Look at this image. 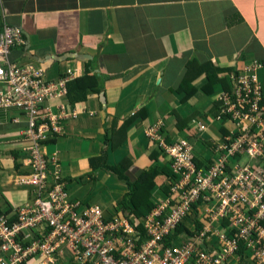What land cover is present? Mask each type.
Instances as JSON below:
<instances>
[{"label": "crops", "instance_id": "1", "mask_svg": "<svg viewBox=\"0 0 264 264\" xmlns=\"http://www.w3.org/2000/svg\"><path fill=\"white\" fill-rule=\"evenodd\" d=\"M5 25L21 28L26 41L10 61L45 69L49 81L96 78V86L80 84L69 93L67 83L65 96L45 103L56 115L62 105L69 118L59 121L60 131L41 152L54 161L50 176L58 172L71 199L133 223L164 198L173 177L146 129L159 124L165 141L185 139L194 161L209 163L214 143L232 129L216 120L229 75L264 63V0H0V32ZM194 63L203 67L199 73ZM257 75L264 107V68ZM26 127L20 109L0 107V210L12 212L33 196L32 187L16 182L31 171ZM121 162L127 181L106 168ZM149 170L150 207L143 213L144 205L125 206L127 183ZM206 224L194 210L180 233L194 236ZM199 241L217 244L214 234ZM238 251L224 264H264L248 249ZM60 264H75L66 249Z\"/></svg>", "mask_w": 264, "mask_h": 264}, {"label": "built area", "instance_id": "2", "mask_svg": "<svg viewBox=\"0 0 264 264\" xmlns=\"http://www.w3.org/2000/svg\"><path fill=\"white\" fill-rule=\"evenodd\" d=\"M25 46L22 29L5 25L0 107H16L26 116L31 171L16 182L32 187L33 196L8 215L0 213V264H60L65 249L75 264H224L241 245L255 261H264V107L257 75L264 63L229 75L216 120L230 122L232 129L214 143L209 163H195L187 140L165 141L159 124L146 129L173 177L164 198L138 224L71 199L58 172L50 176L54 161L41 146L69 117L62 105L56 115L45 103L66 95L70 77L49 81L45 69L9 60L13 50ZM194 210L206 218V226L194 236L183 235V229L175 235ZM207 234H214L217 244L199 241Z\"/></svg>", "mask_w": 264, "mask_h": 264}, {"label": "trees", "instance_id": "3", "mask_svg": "<svg viewBox=\"0 0 264 264\" xmlns=\"http://www.w3.org/2000/svg\"><path fill=\"white\" fill-rule=\"evenodd\" d=\"M194 64L187 65V69H190V68L192 69V67H194L193 66ZM196 66H195V68H196L195 71H197V73H199L202 70L201 68H203V67L202 66H198V65H196ZM213 71H214L213 72L214 74L217 72L216 69H213ZM207 76L209 77V74ZM183 83H184V80L181 82V84H183ZM80 84L93 87V86L97 85V80H96V78L94 76L93 77L83 76V77H79L77 79L71 80L68 83V86H69L68 87V93L71 92V89H77L79 87L83 89V86L80 85ZM98 160H103V158L102 157L98 158ZM124 163L125 162H121L120 164H118L115 167H106V168H107V170L109 172L115 174V176L117 178H119L121 180H126V178L122 176V173L119 170V167L122 166ZM195 163L197 165H200L198 163V161H196V160H195ZM167 170L169 172V175L172 176V173L170 172V170L169 169H167ZM153 175H154V170H149V172L141 174L134 185L127 183V189L129 190V194H128L129 200H127V203L125 204V206H129L130 204H132L135 207L134 210L135 209L138 210L136 207H138L141 204V205L146 206V208L144 210H142L141 212H143V213L146 212L147 207H150V203L148 202V200L146 198L147 194L145 195V193L148 191L147 188H151V186H152ZM10 212L11 211H10L9 208L6 209V210H0V213L6 214V215H8ZM141 215H144V214H141ZM139 228H140V226H139ZM175 232H176L175 235L179 234L180 233V229L177 228ZM239 248H241V249L238 252H241L245 247L243 245H241V246H239Z\"/></svg>", "mask_w": 264, "mask_h": 264}]
</instances>
